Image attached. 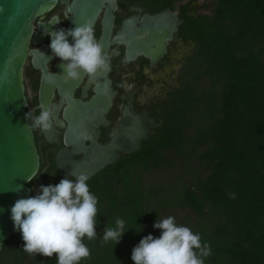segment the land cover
I'll use <instances>...</instances> for the list:
<instances>
[{
  "label": "trees",
  "instance_id": "trees-1",
  "mask_svg": "<svg viewBox=\"0 0 264 264\" xmlns=\"http://www.w3.org/2000/svg\"><path fill=\"white\" fill-rule=\"evenodd\" d=\"M184 31L194 47L177 99L136 161L141 172L167 170L176 184L140 187L128 167L87 181L99 214L97 238L83 241L90 258L81 264H133L139 241L159 237L158 217L185 209L174 217L209 244L205 264H264V0H215L209 14L187 18ZM175 167L181 175H172ZM154 191L164 199L145 206ZM117 218L129 229L118 244L105 243L103 230ZM23 244L14 230L0 264H56L55 256L28 255Z\"/></svg>",
  "mask_w": 264,
  "mask_h": 264
},
{
  "label": "water",
  "instance_id": "water-1",
  "mask_svg": "<svg viewBox=\"0 0 264 264\" xmlns=\"http://www.w3.org/2000/svg\"><path fill=\"white\" fill-rule=\"evenodd\" d=\"M56 1L0 0V5L4 8V12L0 13V248L14 231L11 207L17 199L37 195L41 186L37 179L28 182L37 172L38 156L25 114L22 67L26 55L32 54V68H40L41 71L38 103L48 106L54 87L58 96L65 99L66 107L62 109L61 117L67 122V126L62 142L65 146H71V149L68 152L59 149L54 159L56 170L62 179L66 174H72L71 177L75 179V175L80 173L92 177L116 160L114 148L124 153L134 152L139 148L138 141L145 139L144 124L150 126V121H144L145 112L142 111L137 116L130 115L131 107L125 105L121 108V129L116 126L107 134L113 140L104 146L95 144L94 138L98 132L91 131V124L96 127L100 122L103 126L108 124L104 122L100 112L106 113L114 94L108 89L109 82L104 79L106 72L94 78L97 82L96 98L87 106H76L69 103L70 96L83 76L84 84L79 92V98H83L85 89L89 87L88 76L81 73L80 79L65 81L57 63L52 70L51 79L46 78L43 64H48L52 59L49 48L51 40L47 48L42 44L38 49L27 53L30 40L33 44L38 43L44 33L60 29L53 16L47 23L36 22V32L30 39L34 19L50 10ZM114 8L113 0H71L66 10L69 13L66 18L67 29L82 25L86 20L93 23L101 10L103 17L100 22V42L103 51L106 53L110 44H120L124 47L126 61L142 56L153 67L165 54L171 35L181 21L167 10L153 15L144 14L140 19L133 16L125 19L121 28L110 38V13ZM68 39L72 43V38Z\"/></svg>",
  "mask_w": 264,
  "mask_h": 264
},
{
  "label": "flooded vegetation",
  "instance_id": "flooded-vegetation-1",
  "mask_svg": "<svg viewBox=\"0 0 264 264\" xmlns=\"http://www.w3.org/2000/svg\"><path fill=\"white\" fill-rule=\"evenodd\" d=\"M71 0H64V2L56 1L55 5L34 19L32 22V33L30 39L34 36L38 23H47L55 16L56 23L60 29L68 28V20L64 15L67 12L68 4ZM114 10L110 13L112 16V28L110 38L121 28V24L125 19L137 16L138 19L142 15H153L159 11L167 10L168 13H173L176 19L181 23L176 26L175 32L171 35V40L166 46L165 54L159 58L153 67L150 66L148 59L137 56L132 60L126 61L124 55V47L120 44H110L107 48L106 54L110 57V71H107L104 79L109 82L108 89L113 94L110 100V106L106 113L100 112V115L107 125L103 126L100 122L97 127L91 124V131L98 132L97 137L94 138L96 145L104 146L113 140L107 137L116 126L121 129L119 120L121 115V108L125 105L131 107L130 115H141L142 111L144 121H150V126L144 124L143 129L144 140H139V148L134 152L124 153L118 148H114L116 160L106 165L103 169L98 171L92 177L100 178L107 177L111 172L119 168L120 171H125L126 167L131 172H136L134 178L140 179V187H143L142 174L137 167V157L144 146L153 143L158 137V134L163 130L169 111L173 109L177 99V92L179 90V78L181 73L191 56L194 45L185 36V20L190 16L198 13H203V4H197L193 0H113ZM142 9V11H133L132 8ZM64 13V15H63ZM69 15V13H68ZM69 17V16H68ZM103 13L100 10L96 16L93 26L95 35L100 40L101 26L100 22ZM50 37L44 33L42 39L38 43H28L27 53L31 50H36L40 45L44 44L45 48L49 44ZM111 40V39H110ZM112 52V54H110ZM32 54L26 55L22 67V85L24 98L28 97L31 92V97L25 101V114L31 109L35 108L38 103V88L40 82L41 71L40 68H32L30 60ZM52 59L48 64H43V71L46 78L51 79L52 70L58 63L59 69L63 72L62 61L59 58L51 55ZM89 87L85 89L83 98H79V92L84 84V77L82 76L75 90L70 96L69 103L76 106H87L90 101L96 98V84L94 78L88 76ZM56 87L52 89V95L49 99L48 106H52L55 110L54 119L55 124L48 132L41 133L39 130L32 132L33 142L38 156V169L33 180H38L40 185L57 184L62 179L55 167L54 159L59 149L69 151L71 146H65L62 142L64 130L67 122L62 119V109L66 107L65 99L60 98L56 92ZM38 114V112L36 113ZM29 123V121H28ZM156 170V169H155ZM56 172V175L49 173ZM159 175V173H158ZM66 174L65 178H68ZM71 179H73L70 176ZM29 185V184H28ZM148 187V186H147ZM145 205V204H144ZM149 207L147 204L145 205ZM177 211V210H176ZM185 212H182L183 215ZM193 215V214H192Z\"/></svg>",
  "mask_w": 264,
  "mask_h": 264
},
{
  "label": "clouds",
  "instance_id": "clouds-1",
  "mask_svg": "<svg viewBox=\"0 0 264 264\" xmlns=\"http://www.w3.org/2000/svg\"><path fill=\"white\" fill-rule=\"evenodd\" d=\"M132 10L142 11L135 7ZM3 12L0 5V13ZM68 16L66 12L65 19ZM46 34L51 40L52 55L62 61L65 81L78 80L81 73L95 78L110 71V57L103 51L91 20L73 29L61 28ZM69 37L72 43H69ZM30 97L31 92L25 101ZM54 112L52 106L44 104L31 108L26 113L27 127L32 132H48L55 124ZM49 174L55 176L56 172ZM70 176L72 174L54 185H41L37 195L17 199L11 207L14 230L20 233L24 241L23 251L28 255L55 256L56 264H81L85 258H90L91 251L83 241L97 238L99 201L90 191L86 174L75 175V179ZM232 198H235L234 194ZM139 226L138 232L143 227ZM153 227L160 230L159 237L149 234L139 241L132 249L133 264H205L211 255L210 246L202 241L201 235L178 224L174 216L158 217ZM128 229L125 221L117 218L114 226H105L103 241L116 245Z\"/></svg>",
  "mask_w": 264,
  "mask_h": 264
},
{
  "label": "rangeland",
  "instance_id": "rangeland-1",
  "mask_svg": "<svg viewBox=\"0 0 264 264\" xmlns=\"http://www.w3.org/2000/svg\"><path fill=\"white\" fill-rule=\"evenodd\" d=\"M193 1L196 2L197 4H207V8L204 9L203 13L209 14L211 11V7H212L215 0H193ZM159 172H160V169L144 172L142 174L143 187L151 186V187L157 188V190H159L158 187L160 185L161 186L164 185L163 187H165V186H168V184H171V185L176 184L175 180L173 181V178L171 179V177L167 176L168 175L166 173L167 170H166V172H164L162 174H160ZM171 172H173L172 175L175 172H178V174L181 175V173H179L181 171L180 170L178 171L177 167L173 168ZM158 173H159V175H158ZM188 174H189V172L186 170L184 173V177L187 178ZM168 180H169V182H168ZM176 188H178V187H176ZM162 191L166 192L165 188H163ZM164 196L163 195L160 196L158 192L156 193V191H154L153 194L148 196V201L145 202L144 204L145 205L147 204L149 207L153 208L156 206L157 200L159 198L164 199ZM186 211H187V209L177 210V211L173 212L171 216H179L182 214V212H186Z\"/></svg>",
  "mask_w": 264,
  "mask_h": 264
}]
</instances>
